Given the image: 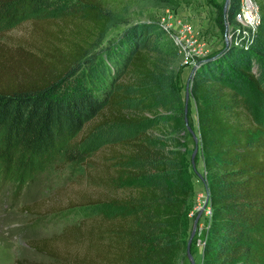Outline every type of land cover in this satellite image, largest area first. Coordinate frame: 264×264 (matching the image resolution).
Here are the masks:
<instances>
[{
  "label": "trees",
  "instance_id": "obj_1",
  "mask_svg": "<svg viewBox=\"0 0 264 264\" xmlns=\"http://www.w3.org/2000/svg\"><path fill=\"white\" fill-rule=\"evenodd\" d=\"M119 1L0 0L12 16H45L33 22L37 44L0 42V183L11 169H45L89 121L103 137L88 173L96 187L74 202L83 217L29 243L51 261L9 264H178L190 195L180 53L155 21L129 23L94 53ZM252 1L249 46H225L189 80L211 208L200 264H264V0ZM240 6L229 0L218 22L233 26Z\"/></svg>",
  "mask_w": 264,
  "mask_h": 264
},
{
  "label": "rangeland",
  "instance_id": "obj_2",
  "mask_svg": "<svg viewBox=\"0 0 264 264\" xmlns=\"http://www.w3.org/2000/svg\"><path fill=\"white\" fill-rule=\"evenodd\" d=\"M225 0H120L114 9L115 22L101 43L93 52L115 39L129 24L138 21L161 22V13L165 7L180 9V18L188 21L209 44V56L216 55L230 42L226 39L230 24L218 22ZM20 5V4H19ZM52 16V15H51ZM34 15L17 7L14 15L0 11V42L10 48L27 44H37V36L32 35ZM182 55V54H181ZM175 64L176 85L183 105L186 108V126L183 131V173L190 192L184 214L182 233L183 251L178 264H200L202 246L206 236L209 215L208 177L204 169L202 146L199 138L198 123L194 99L186 95L191 71L195 68L185 63L183 56ZM197 67V66H196ZM89 121L78 131L73 141L67 143V150L56 156L52 163L38 173L24 172L22 178L14 170H8L0 183V264H9L18 259L29 262L47 263L50 258L37 252L29 243L45 237L59 235L62 229L83 217L84 208L75 205L96 184L88 182L89 170L93 161L98 160L102 145L100 134L93 129ZM197 138L195 140L192 133ZM0 166V173L2 172ZM21 185V189L18 187ZM16 193V191H18ZM194 234L191 237L194 227Z\"/></svg>",
  "mask_w": 264,
  "mask_h": 264
},
{
  "label": "built area",
  "instance_id": "obj_3",
  "mask_svg": "<svg viewBox=\"0 0 264 264\" xmlns=\"http://www.w3.org/2000/svg\"><path fill=\"white\" fill-rule=\"evenodd\" d=\"M182 14L181 8L171 9L165 7L162 10L159 24L177 46L180 55L182 54L181 56L185 60L184 62L196 68L209 56V44L203 40L200 31L188 21L180 18ZM235 21L225 37L234 46L248 47L251 42V34L259 24L257 5L252 0H241L240 10L236 14ZM206 213L210 217L211 208L209 203Z\"/></svg>",
  "mask_w": 264,
  "mask_h": 264
},
{
  "label": "water",
  "instance_id": "obj_4",
  "mask_svg": "<svg viewBox=\"0 0 264 264\" xmlns=\"http://www.w3.org/2000/svg\"><path fill=\"white\" fill-rule=\"evenodd\" d=\"M228 1H229V0H225V3H224V11H225V9H226V7H227ZM193 70H194V69H193ZM193 70L191 71V74H192ZM191 74H190V76H189V80H190V78H191ZM186 87H187L186 95H188V94H189V83L186 85ZM185 111H186V108H185ZM188 130H189V131L192 133V135L194 136V133L191 131V129H188ZM194 138H195V140L197 139L195 136H194ZM207 194H208V199H209V192H208V189H207ZM195 226H196V219L194 220V227H193V232H192V234H191V237H192L193 234H194ZM189 258H190L192 264H194L193 257H192L190 254H189Z\"/></svg>",
  "mask_w": 264,
  "mask_h": 264
}]
</instances>
